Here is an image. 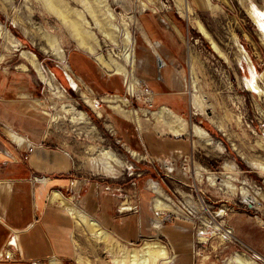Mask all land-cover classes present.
<instances>
[{
    "label": "rangeland",
    "instance_id": "1",
    "mask_svg": "<svg viewBox=\"0 0 264 264\" xmlns=\"http://www.w3.org/2000/svg\"><path fill=\"white\" fill-rule=\"evenodd\" d=\"M253 5L264 10V0H0V23L19 41L17 46L0 33V68L10 75L5 96L13 99L8 103L15 106L14 118L38 122L44 144L64 149L71 158L65 183L52 190L98 220L91 211L99 205L133 214L116 227L138 238L122 242L141 245L159 237L175 256L162 264H230L237 254L259 255L262 259L255 261L264 264V94L254 93L245 82L252 75L249 59L264 87V33L251 14ZM99 20L122 25L123 31L114 32L120 44L124 26H129L135 37L134 71L142 81L138 90L131 92L128 78L103 68L79 47L74 21L94 33L99 51L121 62L109 54L115 41L99 29ZM200 23L229 61L212 47ZM24 50L34 52L55 74L56 85H48L31 68L18 67L25 62ZM60 50L63 62L55 53ZM63 64L75 73L79 92L70 88ZM195 84L210 105L205 112L194 103ZM109 94L123 96L126 108L140 110L146 122L142 129L102 100ZM85 95L98 99L99 107L88 105ZM162 105L183 116L189 127L205 128L221 140L224 151L192 133H162L149 113ZM79 111L87 113L86 121ZM108 149L124 162L113 176L98 169ZM245 195L255 196L262 206L246 203ZM157 197L162 206H154ZM138 219H143L142 233ZM157 220L163 221L159 230L154 228ZM74 222L77 254L70 264H77L78 253L86 260L79 264H112L107 244L97 243ZM215 226L230 230V236Z\"/></svg>",
    "mask_w": 264,
    "mask_h": 264
},
{
    "label": "crops",
    "instance_id": "2",
    "mask_svg": "<svg viewBox=\"0 0 264 264\" xmlns=\"http://www.w3.org/2000/svg\"><path fill=\"white\" fill-rule=\"evenodd\" d=\"M9 82L10 75L0 68V264H32L34 259L41 260V264H54L56 260L70 264L77 254L74 218L58 204L51 203L50 196L55 185L65 183L64 177L72 168L71 158L64 149L44 144L38 122L15 120V106L8 103L13 99L5 96L11 89ZM16 128L18 134H24L28 143L35 146L29 154L24 153L27 144L22 148L14 144L10 131ZM5 151L19 161H12ZM35 176L41 178L36 180ZM108 199L105 196V201ZM91 212L121 241L137 240L138 237L126 236L116 227V223L125 225L133 214L118 206L113 209L102 205ZM142 220H137L141 233ZM13 231L18 232V249L14 250V258L7 259L4 254Z\"/></svg>",
    "mask_w": 264,
    "mask_h": 264
},
{
    "label": "bare ground",
    "instance_id": "3",
    "mask_svg": "<svg viewBox=\"0 0 264 264\" xmlns=\"http://www.w3.org/2000/svg\"><path fill=\"white\" fill-rule=\"evenodd\" d=\"M184 13L189 15L191 9L189 6L184 7ZM109 14L113 15L112 11H109ZM251 14L256 22L259 23L261 26V31L264 33V10L256 5H253L251 8ZM133 20L137 22V19L134 15ZM126 25V24H123ZM128 25V23H127ZM97 26L99 29L105 33V35L115 41V31L120 30L123 31V27L121 24H113V23H104L103 21L99 20L97 22ZM72 27L74 30V35L76 37V41L81 49L93 54L98 61V63L105 69L109 71H114L115 73L122 74L129 81V89L131 92L138 90L139 86H141V79L135 75V63H136V54H135V37L130 30L127 29L129 26H124L125 31L124 38L120 43L115 41V47L112 51H109V54L112 56H116L118 59H121V62L117 59H110L104 53L97 49L96 44V36L91 31H87L81 22L74 21L72 22ZM88 27V26H87ZM200 31L210 40L212 47L220 54V56L224 57L226 61H229V57L227 53L219 46L212 35L206 30L203 24L200 23ZM0 33L3 34L6 40H11V42L15 43L18 46L19 41L14 39V36L8 27H4L2 23H0ZM123 35V34H122ZM95 40V41H94ZM12 43V44H13ZM97 43V42H96ZM11 44V45H12ZM159 43H157L158 46ZM98 45V44H97ZM16 46V47H17ZM158 48V47H157ZM156 49V48H155ZM56 56L63 62L65 60V54L60 50L56 51ZM22 58H24L23 63L18 65L19 68L24 70H29L30 68L33 69L40 79L46 82L50 86L56 85V77L54 73L50 70L48 71L39 61L38 56L30 51L24 50L21 53ZM243 61V60H242ZM124 62V63H123ZM249 66L251 65V77L247 74L246 76V84L248 85L249 89L252 90L254 93L264 94V87L259 84V78L261 77L258 71L253 67L251 61H249ZM164 60L160 59V64H164ZM63 68L68 72L69 78L73 83L75 90L80 91L79 83L71 76L72 70L69 64H63ZM73 78V79H72ZM80 80V78H79ZM54 88V87H53ZM141 91L148 92L147 89L141 88ZM85 101L90 105L92 108H98L100 102L98 99L85 95ZM37 102L40 104L44 103L43 99H36ZM102 100L109 102L110 106L115 108L116 110L120 111L124 116L134 121L139 129H142L144 124L146 123L143 116L140 115V110L136 109H128L126 108L123 103L125 102V98L121 95H105L102 97ZM193 100L196 106L205 112V109L209 103L206 102L203 95L199 93L198 86L195 84V92L193 94ZM47 103V102H46ZM210 106V105H209ZM81 114V118L86 121L87 113L85 111H79ZM150 115L156 121V125L160 126V131L162 133L169 132L176 136H184V134L192 133L194 136H198L199 138L204 140L206 145L215 144L214 148L219 149L220 151H224V145L221 140H214L210 133L200 125L195 124L194 126L189 127L188 121L178 114L176 111L171 109L168 105H162L158 109L150 111ZM215 118V117H214ZM212 118V121L216 122V120ZM147 119H149L147 117ZM155 123V122H154ZM162 127V128H161ZM158 129V128H157ZM11 130V129H10ZM11 138L21 143L23 140L22 135L18 134L17 132L11 130ZM118 156V155H117ZM116 156L115 152L109 150L106 152L104 151L102 157V161L99 162L98 169L100 172L105 173L106 175H111L116 173L115 169L118 165L121 166L124 164L118 157ZM226 167H230L229 163H226ZM264 169V166H262ZM214 175V174H212ZM116 177V176H115ZM39 180V179H38ZM44 182V181H43ZM150 187L154 190L155 193L162 195V189L158 186L157 183L151 182ZM51 194V193H50ZM51 203H56L75 219L77 227L82 230L85 229L88 231L91 238L97 243H106L107 244V253L110 257L112 264H162L163 262L173 261L175 257L168 245L162 241L159 237L149 239L147 238L141 245H125L117 236H115L108 228L103 226L101 222L93 217L90 213H88L85 209L81 208V206L72 202L69 198H67L60 190H54V192L50 196ZM248 204H255L258 207L262 206L260 202L257 201L255 196L245 195V200ZM154 206L159 207L162 206V202L158 199V197L154 201ZM125 204V203H124ZM127 206V205H126ZM160 214V213H159ZM219 214V213H218ZM163 221L157 220L154 224V228L159 230ZM219 229L217 226H215ZM223 230V229H219ZM224 231V230H223ZM223 236H230L229 230H225ZM80 237V236H79ZM77 238V237H76ZM229 238V237H228ZM98 251V250H97ZM79 256V255H78ZM77 256V262L84 263L86 260L84 259L83 255L80 257ZM253 256V255H252ZM56 259V257H53ZM52 258V259H53ZM262 259L259 255H254V257L250 256H242L237 254L230 262L237 263V264H258L255 259ZM110 263V262H109ZM230 263V264H231ZM54 264H60L57 260Z\"/></svg>",
    "mask_w": 264,
    "mask_h": 264
},
{
    "label": "built area",
    "instance_id": "4",
    "mask_svg": "<svg viewBox=\"0 0 264 264\" xmlns=\"http://www.w3.org/2000/svg\"><path fill=\"white\" fill-rule=\"evenodd\" d=\"M72 70V69H71ZM65 73H66V75H67V79H68V81H69V83H70V88L71 89H73V90H75V87H74V85H73V83L71 82V80H70V78H69V75H68V72L65 70ZM74 72L72 71V74H71V76H73V78L75 79V77H74ZM55 75V74H54ZM72 78V79H73ZM76 91V90H75ZM21 137H23V136H21ZM15 143V145H16V147L17 148H22V147H24L26 144H27V149L26 150H24L25 151V154H29L30 152H32L33 150H34V148H35V146H33V145H31V144H29L28 143V141L26 140V138L25 137H23V140H22V142L21 143H19V142H16V141H14ZM0 150H2V148H0ZM7 154H8V151H5ZM10 157H11V160L12 161H19V159H16L12 154H8ZM41 177H38V176H35L34 177V179H36V180H38V179H40ZM107 191H110V188H107ZM133 207V210L134 209H136V211L138 210L137 209V207L138 206H136V207H134V206H132ZM132 210V211H133ZM220 211V210H219ZM218 211V212H219ZM218 212H216V214L218 215ZM161 214V213H160ZM160 214H159V212H157L156 213V215L157 216H160ZM230 231V230H229ZM202 235H204L205 233L204 232H202L201 233ZM18 232L17 231H13L11 234H10V236H9V240H8V242H7V249H6V251H5V257L7 258V259H11V258H14V250L15 249H18ZM50 262H51V260H49ZM32 264H41V260H39V259H34V260H32V262H31Z\"/></svg>",
    "mask_w": 264,
    "mask_h": 264
},
{
    "label": "water",
    "instance_id": "5",
    "mask_svg": "<svg viewBox=\"0 0 264 264\" xmlns=\"http://www.w3.org/2000/svg\"><path fill=\"white\" fill-rule=\"evenodd\" d=\"M129 243H131V242H129Z\"/></svg>",
    "mask_w": 264,
    "mask_h": 264
}]
</instances>
